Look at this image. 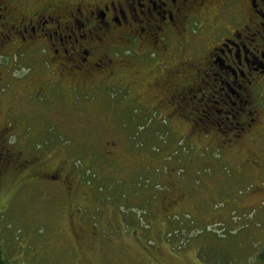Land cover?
Returning a JSON list of instances; mask_svg holds the SVG:
<instances>
[{
    "label": "rangeland",
    "instance_id": "obj_1",
    "mask_svg": "<svg viewBox=\"0 0 264 264\" xmlns=\"http://www.w3.org/2000/svg\"><path fill=\"white\" fill-rule=\"evenodd\" d=\"M27 62L10 64L24 75ZM9 83H0V130L36 167L0 175V264H264V170L211 144L214 160L204 159L206 138L151 106V92L135 105L127 86L27 100ZM165 212L174 227L146 238Z\"/></svg>",
    "mask_w": 264,
    "mask_h": 264
},
{
    "label": "flooded vegetation",
    "instance_id": "obj_2",
    "mask_svg": "<svg viewBox=\"0 0 264 264\" xmlns=\"http://www.w3.org/2000/svg\"><path fill=\"white\" fill-rule=\"evenodd\" d=\"M1 61L0 83L27 100L127 86L135 105L151 92L188 135L264 170V0H0ZM4 131L0 175L36 167Z\"/></svg>",
    "mask_w": 264,
    "mask_h": 264
},
{
    "label": "crops",
    "instance_id": "obj_3",
    "mask_svg": "<svg viewBox=\"0 0 264 264\" xmlns=\"http://www.w3.org/2000/svg\"><path fill=\"white\" fill-rule=\"evenodd\" d=\"M150 157H153V154H150L149 155V158ZM228 182H230V180H228ZM202 211H204V210H202ZM204 212H206V211H204ZM167 214H169V213L165 212V214H162V218L161 217H157L159 221L162 220V226L159 229H156V228L153 227V225H151V228L149 230L143 231L146 238L156 237V236H159L160 235V237L162 236V238L164 239V236L166 235V233H169V231H171V229L174 227V224H175L174 222H171V220L169 218L166 219V215ZM153 218L154 219L156 218V214L154 215ZM196 220H197L198 223H201V224H203V223L209 224V223L214 222V220H211V219H208V218H198ZM229 221L230 220L228 218L226 220V222H229ZM137 230H139V229H137ZM239 240L240 239H238V241ZM199 243H200L199 244V247H197V248L194 249V252H193L194 257H195L196 254L200 256V249H203V248H205V247L208 246V242L205 241L204 239L200 240ZM227 243H230V241L225 242L222 245L224 249L229 246ZM204 244H206V245L204 246ZM164 246H167V244H162V247H164ZM234 248H236V247H232V250L231 251L235 252ZM203 250H205V249H203ZM223 253H224V250H223Z\"/></svg>",
    "mask_w": 264,
    "mask_h": 264
},
{
    "label": "trees",
    "instance_id": "obj_4",
    "mask_svg": "<svg viewBox=\"0 0 264 264\" xmlns=\"http://www.w3.org/2000/svg\"><path fill=\"white\" fill-rule=\"evenodd\" d=\"M164 123L167 124L168 121L164 119ZM176 143H177V141H176ZM204 146H208L209 149H210L205 155H203V157H206V158H204V159L214 160V158H213V156H212V149H213V147H212V146L210 145V143H208V142H207V144H205ZM199 157H201V155H200ZM201 158H202V157H201ZM221 161H222V159H221ZM205 162H206V161H205ZM209 162H210V161H209ZM223 163H224V161H223ZM204 165L206 166L207 163H205ZM206 167L209 169V166H208V165H207ZM214 169H217V167L214 168ZM199 170H200V175L202 176V175H204V174L206 173L205 170H207V169H205V168L202 167V168H200ZM9 171H10V170H9ZM200 175H199V176H200ZM169 217H171V216H168V218H169ZM263 255H264V254H263ZM263 257H264V256H263Z\"/></svg>",
    "mask_w": 264,
    "mask_h": 264
}]
</instances>
